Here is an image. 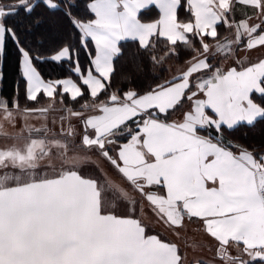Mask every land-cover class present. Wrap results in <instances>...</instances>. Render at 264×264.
I'll list each match as a JSON object with an SVG mask.
<instances>
[{
	"label": "snow or ice",
	"instance_id": "1",
	"mask_svg": "<svg viewBox=\"0 0 264 264\" xmlns=\"http://www.w3.org/2000/svg\"><path fill=\"white\" fill-rule=\"evenodd\" d=\"M40 6L67 41L48 55L21 39L44 22L34 15ZM77 6L0 3V57L13 42L26 100H49L21 109L18 82L11 101L0 94V118L12 128L18 115L23 121L18 132L0 124L11 141L0 146V264H264V139L235 138L242 125L264 121L253 96L264 97V58L239 55L264 48V0H90L86 21ZM152 7L159 18L144 22ZM218 26L229 34L220 37ZM74 38L89 56L88 39L95 45L87 74L78 60L73 69L81 83L45 81L34 62L70 60ZM126 40L138 46L118 72ZM182 49L191 58L165 78L164 65ZM114 75L131 86L111 90ZM65 96L83 99L80 110ZM57 111L55 131L47 120ZM29 116L46 123L29 125ZM145 203L181 243L148 231ZM188 225L208 239H189Z\"/></svg>",
	"mask_w": 264,
	"mask_h": 264
},
{
	"label": "trees",
	"instance_id": "2",
	"mask_svg": "<svg viewBox=\"0 0 264 264\" xmlns=\"http://www.w3.org/2000/svg\"><path fill=\"white\" fill-rule=\"evenodd\" d=\"M90 0H77L78 6L73 10L74 13L80 16L83 20L92 19L93 15L86 11L85 5ZM10 0H3L1 3H9ZM34 15L45 17V20L42 24L37 25L33 28L31 33H24L21 35V39L24 40L27 38L30 46L33 50H39L45 55L51 54L52 49L59 46L62 42H67L63 33V30L58 26L51 23L52 20L55 19L49 10H47L44 6L37 7L34 11ZM57 15L59 13L57 12ZM179 16L181 19L185 18V12L183 9L180 10ZM158 13L155 9L150 8L149 10L142 11L141 18L143 20L146 19H157ZM8 23L11 25L14 23L13 19H9ZM227 29L223 26H218V32L220 37L226 35ZM225 34V35H224ZM37 37H42L43 42H38ZM163 38H161L162 40ZM211 38H208L206 42H211ZM214 42V41H213ZM71 43L73 44L72 56L70 60H63L61 62H54L49 59H45L43 61H35L34 66L41 73V76L46 81L56 80V79H65L71 78L78 84L81 83L79 77L73 71L77 60L79 61V65L81 67L82 72L86 75L87 70L90 67V60L94 57L95 48L91 39H88V51L91 52V56L87 54L84 48H82L78 41L74 38ZM120 46L122 48L123 56L114 59V66L119 72L122 68L125 67V62L127 60V56L129 52L135 51L138 46V42H134L131 40L120 41ZM198 46V45H197ZM158 47H162V43H158ZM191 53L188 51L181 50L179 60L175 58L169 60L165 65V69H170L171 66L176 64H183L185 60L191 58ZM0 70L4 72V80L0 82V94L6 97L9 101L12 100L15 92L17 82L19 83V104L20 108L24 107L33 108V107H42L45 102H47V98L43 96L41 93L39 95V103L28 102L25 98V90H26V82L20 76L19 73V54L17 52L16 46L13 42L9 41L6 47V52L3 57H0ZM169 71H164L162 74L166 78ZM112 88L111 90L120 89L121 91H126L129 85L128 83L121 80L119 75H114L112 78ZM87 91H85V98H88ZM90 98V97H89ZM101 98L104 96L101 94ZM82 100H79V103H74L68 100V97L65 96V104L76 109L81 103ZM264 102V101H263ZM244 131L248 132L247 137L244 136ZM237 138L241 143L251 144L253 142L259 143L262 139H264V121L258 123L255 129L248 130L243 125L240 127V130L236 132ZM1 146V145H0Z\"/></svg>",
	"mask_w": 264,
	"mask_h": 264
},
{
	"label": "crops",
	"instance_id": "3",
	"mask_svg": "<svg viewBox=\"0 0 264 264\" xmlns=\"http://www.w3.org/2000/svg\"><path fill=\"white\" fill-rule=\"evenodd\" d=\"M153 9H155L153 7ZM158 13V17L159 18V12L157 9H155ZM239 18V16H238ZM143 20V19H142ZM155 19H146L143 20L144 22H151ZM94 44V42H93ZM95 48V45H94ZM256 52H259V55H256ZM95 55V53H94ZM245 55L248 56L249 61H256L260 58H264V48H257V49H253L251 52L249 53H245ZM94 58V57H93ZM46 81V80H45ZM254 99H256L258 102L264 104V97H259L256 94H253ZM86 114H93V113H86ZM23 121L21 120V118L19 117V115L17 116V122H16V127L12 128V126L7 122L4 121L2 118H0V124L3 125V129L7 130L8 132H18L20 130V127L22 125ZM27 123L29 125H32L34 127H40L41 124H36V123H31L29 121V118L27 120ZM48 126L50 127V125L48 124ZM237 135V133H235V136ZM5 143H11L10 140H6L3 137H0V145L3 146ZM148 205L147 203H145V215H144V220L146 223H148L150 225L148 231L149 232H153V233H162V238H166L167 240H171V241H175L177 243H181V241L177 240V238L172 234V232L168 231L162 224H158L156 221V218L151 214V212L148 210ZM196 227L195 225H188L186 231L187 233H189L188 238L190 239L192 236H194L197 240H206L208 239L206 236H203L200 232L196 231ZM183 247V244L181 245ZM204 255H208V253H204ZM189 258H192V254L189 252Z\"/></svg>",
	"mask_w": 264,
	"mask_h": 264
},
{
	"label": "rangeland",
	"instance_id": "4",
	"mask_svg": "<svg viewBox=\"0 0 264 264\" xmlns=\"http://www.w3.org/2000/svg\"><path fill=\"white\" fill-rule=\"evenodd\" d=\"M1 2H3V0H0V3ZM92 15H93V18H94V14H92ZM228 34H229V32L227 30L226 31V35H228ZM208 43H214V42L211 41V42H208ZM259 54H260L259 52H256V55H259ZM239 55H240V57H243V56H245V52H240ZM227 63H231V61H228ZM183 67H185V64L184 63L183 64H176V65L171 66V68H170L171 71H169V73L167 74V77L166 78H171L173 75H175L177 73V70L178 69L183 68ZM85 99H90V98L88 97V98H85ZM48 103H49V100H47V102H45L41 106L42 107H46L48 105ZM82 103H84V100H82ZM55 107L57 109H60L62 107V105L59 103V98H57V103H56ZM74 110H80V105L76 109H74ZM60 115H61V113L58 112V111L57 112H52V113L49 114V117H48V120H47V123L50 125V128H53V130H55V131H58L59 130V126H60L59 116ZM178 115H179V113H177V117H178ZM53 118L56 119V124L55 125L52 124V119ZM29 121L31 123H36V124H41V125H43L44 123H46V121L43 118H38L37 116H29ZM72 122H73V124H76L77 125V130L80 131V127H79L78 122L75 121V120H73Z\"/></svg>",
	"mask_w": 264,
	"mask_h": 264
}]
</instances>
